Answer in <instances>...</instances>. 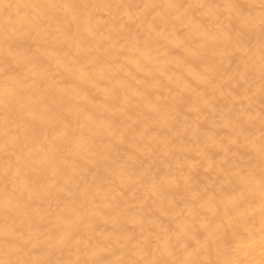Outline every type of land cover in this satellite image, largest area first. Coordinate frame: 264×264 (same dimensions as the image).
Segmentation results:
<instances>
[{
    "label": "bare ground",
    "instance_id": "obj_1",
    "mask_svg": "<svg viewBox=\"0 0 264 264\" xmlns=\"http://www.w3.org/2000/svg\"><path fill=\"white\" fill-rule=\"evenodd\" d=\"M0 264H264V0H0Z\"/></svg>",
    "mask_w": 264,
    "mask_h": 264
}]
</instances>
